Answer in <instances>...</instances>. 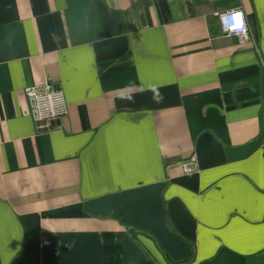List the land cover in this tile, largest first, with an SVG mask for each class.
Returning <instances> with one entry per match:
<instances>
[{"label": "crops", "instance_id": "crops-1", "mask_svg": "<svg viewBox=\"0 0 264 264\" xmlns=\"http://www.w3.org/2000/svg\"><path fill=\"white\" fill-rule=\"evenodd\" d=\"M263 65L264 0H0V264H264Z\"/></svg>", "mask_w": 264, "mask_h": 264}, {"label": "built area", "instance_id": "built-area-1", "mask_svg": "<svg viewBox=\"0 0 264 264\" xmlns=\"http://www.w3.org/2000/svg\"><path fill=\"white\" fill-rule=\"evenodd\" d=\"M237 15L240 16L239 26L235 20ZM215 16L225 36L236 37L241 44L250 41L248 23L242 9L216 13ZM24 94L29 102V114L39 131L49 130L69 114L64 92L50 82L28 87L24 90ZM181 170L187 176L197 173L199 169L196 157L192 156L183 161Z\"/></svg>", "mask_w": 264, "mask_h": 264}, {"label": "snow or ice", "instance_id": "snow-or-ice-1", "mask_svg": "<svg viewBox=\"0 0 264 264\" xmlns=\"http://www.w3.org/2000/svg\"><path fill=\"white\" fill-rule=\"evenodd\" d=\"M235 20H236V22H237V26H239V25H240V16L237 15V16L235 17Z\"/></svg>", "mask_w": 264, "mask_h": 264}, {"label": "trees", "instance_id": "trees-1", "mask_svg": "<svg viewBox=\"0 0 264 264\" xmlns=\"http://www.w3.org/2000/svg\"><path fill=\"white\" fill-rule=\"evenodd\" d=\"M131 233H132V231H131ZM132 235H133V233H132Z\"/></svg>", "mask_w": 264, "mask_h": 264}]
</instances>
